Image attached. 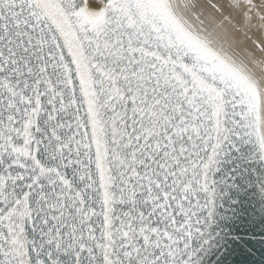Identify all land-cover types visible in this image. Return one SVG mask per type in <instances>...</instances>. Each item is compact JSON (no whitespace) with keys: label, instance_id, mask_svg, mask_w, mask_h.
I'll list each match as a JSON object with an SVG mask.
<instances>
[{"label":"snow or ice","instance_id":"1","mask_svg":"<svg viewBox=\"0 0 264 264\" xmlns=\"http://www.w3.org/2000/svg\"><path fill=\"white\" fill-rule=\"evenodd\" d=\"M249 41L264 0H0V264H264Z\"/></svg>","mask_w":264,"mask_h":264},{"label":"bare ground","instance_id":"2","mask_svg":"<svg viewBox=\"0 0 264 264\" xmlns=\"http://www.w3.org/2000/svg\"><path fill=\"white\" fill-rule=\"evenodd\" d=\"M178 4H183L185 0H176ZM235 50V54L240 60H252L254 63L258 60H264V53H261L259 49L255 48L250 41L249 42H241L238 46L233 45ZM258 74L264 73V64L255 65L254 69Z\"/></svg>","mask_w":264,"mask_h":264},{"label":"water","instance_id":"3","mask_svg":"<svg viewBox=\"0 0 264 264\" xmlns=\"http://www.w3.org/2000/svg\"><path fill=\"white\" fill-rule=\"evenodd\" d=\"M257 258H259L258 254H257Z\"/></svg>","mask_w":264,"mask_h":264}]
</instances>
